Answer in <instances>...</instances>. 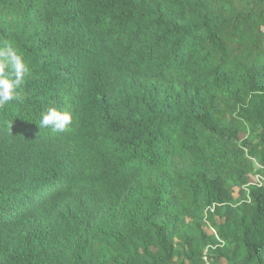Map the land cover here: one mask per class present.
Listing matches in <instances>:
<instances>
[{
  "label": "trees",
  "instance_id": "16d2710c",
  "mask_svg": "<svg viewBox=\"0 0 264 264\" xmlns=\"http://www.w3.org/2000/svg\"><path fill=\"white\" fill-rule=\"evenodd\" d=\"M8 45L0 264H264V0H0Z\"/></svg>",
  "mask_w": 264,
  "mask_h": 264
},
{
  "label": "clouds",
  "instance_id": "9594fccd",
  "mask_svg": "<svg viewBox=\"0 0 264 264\" xmlns=\"http://www.w3.org/2000/svg\"><path fill=\"white\" fill-rule=\"evenodd\" d=\"M22 54L11 45L0 49V107L11 101L19 100L18 89L24 82L28 72ZM72 124V114L69 111L48 108L41 113L40 128H51L55 132H65Z\"/></svg>",
  "mask_w": 264,
  "mask_h": 264
},
{
  "label": "rangeland",
  "instance_id": "374dc122",
  "mask_svg": "<svg viewBox=\"0 0 264 264\" xmlns=\"http://www.w3.org/2000/svg\"><path fill=\"white\" fill-rule=\"evenodd\" d=\"M204 228L206 229V231H207L208 233H210V232L212 231V229H211V228H208V226H206V225H204ZM221 261H222V262H221ZM224 261H225L224 259H222V260H216L214 264H219V263L223 264Z\"/></svg>",
  "mask_w": 264,
  "mask_h": 264
},
{
  "label": "built area",
  "instance_id": "2783aa9c",
  "mask_svg": "<svg viewBox=\"0 0 264 264\" xmlns=\"http://www.w3.org/2000/svg\"><path fill=\"white\" fill-rule=\"evenodd\" d=\"M211 229H212V233L215 234V230L213 228H211Z\"/></svg>",
  "mask_w": 264,
  "mask_h": 264
},
{
  "label": "crops",
  "instance_id": "0c3cea01",
  "mask_svg": "<svg viewBox=\"0 0 264 264\" xmlns=\"http://www.w3.org/2000/svg\"><path fill=\"white\" fill-rule=\"evenodd\" d=\"M225 262V261H224Z\"/></svg>",
  "mask_w": 264,
  "mask_h": 264
}]
</instances>
